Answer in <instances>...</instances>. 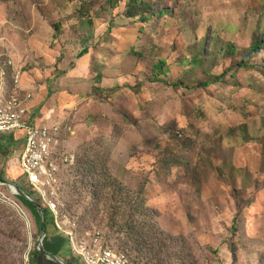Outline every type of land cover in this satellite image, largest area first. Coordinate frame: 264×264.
Instances as JSON below:
<instances>
[{"label": "rangeland", "instance_id": "obj_1", "mask_svg": "<svg viewBox=\"0 0 264 264\" xmlns=\"http://www.w3.org/2000/svg\"><path fill=\"white\" fill-rule=\"evenodd\" d=\"M0 57L34 117L72 127L46 250L62 235L86 264L101 233L129 264H264V0H0ZM10 149L0 176L46 207ZM31 203L0 182V264H38Z\"/></svg>", "mask_w": 264, "mask_h": 264}, {"label": "built area", "instance_id": "obj_2", "mask_svg": "<svg viewBox=\"0 0 264 264\" xmlns=\"http://www.w3.org/2000/svg\"><path fill=\"white\" fill-rule=\"evenodd\" d=\"M22 80V69L12 58L0 57V135L22 138L24 146L14 163L26 176L28 187L36 192L42 205L59 215L58 190L66 164L74 158L72 153L62 152L65 137L72 134V127L56 122H43L31 113L28 102L31 94L21 95L18 88ZM86 264H129L125 255L106 247L101 233H96L91 247L79 250Z\"/></svg>", "mask_w": 264, "mask_h": 264}, {"label": "trees", "instance_id": "obj_3", "mask_svg": "<svg viewBox=\"0 0 264 264\" xmlns=\"http://www.w3.org/2000/svg\"><path fill=\"white\" fill-rule=\"evenodd\" d=\"M137 4V2L135 1L133 4H132V2H130L129 4H128V7L129 8H135V9H138V8H136L135 7V5ZM144 20L146 19L145 17H142ZM260 49V45L258 44V45H256V46H253L250 50H249V53H248V55L246 56V57H244L243 58V60H242V64H245L246 62H247V60H248V58H249V56L252 54V53H255V52H257L258 50ZM87 53V49H84V50H82L81 51V53H80V56H83L84 54H86ZM7 136V135H6ZM7 138H8V143H7V146H5V145H2V143L0 144V152H3L4 151V149H6V150H8V152L9 151H11V147H14V146H20V150H19V152H18V154L20 153V151L22 150V148H23V146H24V141H23V139L22 138H17L16 136H14V135H8L7 136ZM17 154V155H18ZM0 180L1 181H3V182H7V180L6 179H4V177L3 176H0ZM110 180L112 181V183H114V184H118L119 182L116 180V179H114V178H110ZM12 182H15V181H12ZM19 188H21L22 190H24V185L22 184V183H18V182H16L15 183ZM126 191V190H125ZM126 192H124V191H121V194H122V196L125 194ZM129 194V196H130V193H128ZM38 204H39V207L38 206H36L35 204H33V203H31L35 208L37 207V208H41V210L43 211V213L45 214V219H43V222H42V227H43V229H46V233L48 232V226H49V223L51 222V220H53V213L52 212H50V210L47 208V207H42L41 205H40V203H39V201L38 200H35ZM147 210V208L145 207V204H144V201L140 198V197H138L137 199H136V204L134 205V208L131 210V212H132V214H134V215H136V214H138V213H144L145 211ZM140 225H142V229H144V226L146 225L147 226V224L146 223H140ZM54 236H56V235H54ZM46 248L48 249V242L46 241ZM39 256H44L45 257V255L41 252V251H35V253H34V256H33V259L34 260H37V258L39 257Z\"/></svg>", "mask_w": 264, "mask_h": 264}, {"label": "crops", "instance_id": "obj_4", "mask_svg": "<svg viewBox=\"0 0 264 264\" xmlns=\"http://www.w3.org/2000/svg\"><path fill=\"white\" fill-rule=\"evenodd\" d=\"M45 120V119H44ZM16 168H20L18 165H16L13 161V165ZM50 253H52L53 255L58 256L59 258H61L63 261L65 262H73V264H77L75 263V259L73 258V256H71V254H69V250H68V240L66 237L60 235V237L58 235L53 236V237H49L48 240V249H47ZM37 263L38 264H59L56 263L52 260H50L46 255L44 256H39L37 258ZM72 264V263H71Z\"/></svg>", "mask_w": 264, "mask_h": 264}, {"label": "water", "instance_id": "obj_5", "mask_svg": "<svg viewBox=\"0 0 264 264\" xmlns=\"http://www.w3.org/2000/svg\"><path fill=\"white\" fill-rule=\"evenodd\" d=\"M0 182L4 183V184H8L15 192L16 194H19L25 198H27L30 202H32L33 204H35L36 206L39 207V204L32 199L24 190H22L21 188H19L15 183H10V182H3L0 180ZM43 213V211H42ZM45 217V214L43 213V218ZM46 238V230H42L41 233V237H40V243L42 244L43 248H39V250L46 255L50 260L59 263V264H66L61 258H59L56 255H53L52 253H50L48 250L45 249L44 245H43V241Z\"/></svg>", "mask_w": 264, "mask_h": 264}, {"label": "bare ground", "instance_id": "obj_6", "mask_svg": "<svg viewBox=\"0 0 264 264\" xmlns=\"http://www.w3.org/2000/svg\"><path fill=\"white\" fill-rule=\"evenodd\" d=\"M10 188H11V187H10ZM11 190H12L13 193H16L12 188H11Z\"/></svg>", "mask_w": 264, "mask_h": 264}]
</instances>
